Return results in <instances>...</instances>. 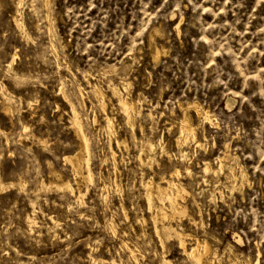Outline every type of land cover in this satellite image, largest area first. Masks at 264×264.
Here are the masks:
<instances>
[{
  "label": "rangeland",
  "instance_id": "374dc122",
  "mask_svg": "<svg viewBox=\"0 0 264 264\" xmlns=\"http://www.w3.org/2000/svg\"><path fill=\"white\" fill-rule=\"evenodd\" d=\"M111 84L138 100L133 129ZM62 91L91 179L65 160ZM189 101L211 121L190 110L198 145L178 146ZM176 168L182 210L154 223L143 185ZM0 186V264H192L154 224L207 240L211 264H264V0H0Z\"/></svg>",
  "mask_w": 264,
  "mask_h": 264
},
{
  "label": "bare ground",
  "instance_id": "6f19581e",
  "mask_svg": "<svg viewBox=\"0 0 264 264\" xmlns=\"http://www.w3.org/2000/svg\"><path fill=\"white\" fill-rule=\"evenodd\" d=\"M161 50L162 49L156 48V53H155L154 57H157L158 54L161 52ZM126 85L127 86H125V87L128 88L129 82H128V84L126 82ZM109 87H110L111 91L113 92V94L118 96V105L120 106V109H121V111H122V113L126 119L125 125L126 124L129 125L133 129L134 124H135V119L140 112V109L138 106V100L133 98V97H130L129 95H126V96L121 95L118 87L113 85V84H111ZM90 89L94 93L93 95H95V97L97 98V100H98L97 102H99V105L101 107L105 106L104 105V96H105L104 91L96 85H91ZM62 97H63L64 101H66L71 108L72 122L74 125L75 134H76V136L78 138V142H79L78 150H76L72 155H70V156L68 155L65 158V160L69 162V164L71 165V168L74 170V172L78 176L83 177V179H91V170L89 168V161H90V157H91L90 156L89 139L87 137V134L83 130V123L78 116L76 108L74 107L72 102L67 98L66 94L63 91H62ZM179 107L183 111V113H182L183 116L179 120V123L177 124L178 130H179V137L177 138L176 143L179 146V145H182L183 143H185L187 140L188 141L192 140L195 143H197L196 144V146H197L198 145V139H197L198 136H197V132H196V126L191 121L190 110L194 111L195 112L194 114H196L198 116V118L202 117L204 120L211 121V119H210L211 115L207 109H205L204 107H202V105H199L195 101H191V102L189 101L185 104L179 103ZM93 119H94V121H96L95 118H93ZM103 120L105 121L104 124H105V128L107 130V133L110 136H113L115 134L113 117L110 114L105 113ZM122 140L123 141H121V140L119 141L116 138V143H117V145H122V146H124V148H126L127 147L126 140H124V139H122ZM176 143H175V145L177 146ZM146 146H148L151 150L156 148V147H154L155 145L153 142H148L146 144ZM180 148H179V150H180ZM143 154H144V149L141 148V150L138 154L139 156H136V158L139 157V160L142 161L143 160V158H142ZM145 154H146V152H145ZM226 155L227 154L224 153L221 157H219L217 159V161L220 163V166L222 165L221 162L224 160ZM111 156L113 159L112 161H114V168L116 169L115 151L112 148H111ZM151 159H153V158L147 156L145 161H149ZM141 161H140V163H141ZM219 163H218V165H219ZM204 167H205L204 170L207 172L211 168L210 163L206 162ZM84 170L86 172L85 175H84ZM186 171H187V173L189 172L188 167H186ZM180 173L181 172H180L179 168L174 169L170 174L171 178L167 179V180L165 179V181H164L165 185H163L161 183L154 182V179L152 177H150L145 182V184L143 185L145 188V194H146V198L148 201V208L153 214L154 223L156 222L158 215H161L162 217L167 218V217H170L171 215H173L174 213L180 212L182 210V207H180V205L178 203V199H179V197L184 196L185 188L180 181V177H179ZM116 185L118 186V184H116ZM0 188H1V186H0ZM79 197H80V195H79ZM154 201H155V203H154ZM154 226H155V231L158 234V237H159L162 245H164V241H165L164 237H168V236L174 237L175 236V237H177V243L179 245V248L182 249L184 255L187 257V259H189V261L192 264H211L212 263V261L209 260V255L212 253H215V251L213 250L211 245L207 242V240L195 239L194 243L189 248H187L185 240L180 235L179 232H176L175 230L171 229L170 227H165L164 225H162L160 228H158L156 224H154ZM160 230H163L165 232L161 233ZM163 263L164 264H172L169 260H166V259H163ZM247 264H250V263H247Z\"/></svg>",
  "mask_w": 264,
  "mask_h": 264
}]
</instances>
